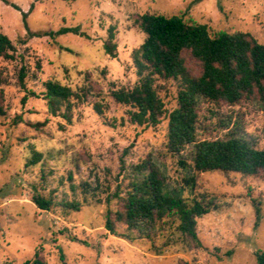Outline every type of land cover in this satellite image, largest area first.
<instances>
[{"label": "rangeland", "instance_id": "374dc122", "mask_svg": "<svg viewBox=\"0 0 264 264\" xmlns=\"http://www.w3.org/2000/svg\"><path fill=\"white\" fill-rule=\"evenodd\" d=\"M144 14L181 16L212 35L248 33L264 45V0H0V34L15 48L14 60L0 58V264H26L36 254L46 264H257L256 253L264 252V176L194 172L193 146L168 151L166 118L137 126L130 109L113 99L114 91L133 89L150 73L144 67L140 74L138 65L146 35L136 20ZM110 30L116 57L104 50ZM184 58L189 74L199 77L200 63L188 53ZM47 81L76 94L57 116L44 97ZM183 87L181 78L155 77L168 114ZM198 113L200 140L234 132L264 150L259 97L235 105L202 100ZM143 162L155 164L170 189H179L187 172L195 175L196 189L182 186L180 195L209 209L197 219L199 245L179 231L177 216L134 242L107 232L108 209L121 210L115 192H126ZM86 186L97 195L84 202ZM38 195L52 200L50 210L33 203ZM75 202L79 211L68 207Z\"/></svg>", "mask_w": 264, "mask_h": 264}, {"label": "trees", "instance_id": "16d2710c", "mask_svg": "<svg viewBox=\"0 0 264 264\" xmlns=\"http://www.w3.org/2000/svg\"><path fill=\"white\" fill-rule=\"evenodd\" d=\"M136 25L146 35L145 42L138 50L143 61L138 62L139 71L141 74L145 67L150 69V73L133 89L112 93L116 103L130 109V121L137 126L148 127L157 126L166 118L168 151L181 154L187 147L193 146L194 172L221 171L251 177L264 176V150L256 149L234 132H228L225 139L210 141L198 138L200 101L235 105L244 99L259 97L264 102V45L244 32L212 35L206 25L181 16L144 14L136 20ZM59 33L67 31L61 30ZM104 50L107 55L116 57L113 30H110ZM14 52L8 36L0 34V58L12 61L15 59ZM184 53L200 63L202 73L199 77L189 74ZM26 76L25 68H22L19 73L22 88H25ZM155 77L181 78L184 81V87L177 95V106L169 114L154 88ZM75 95L71 88L58 82H45L44 97L53 116H57ZM96 111L102 114L99 106ZM4 116L0 94V119ZM38 160L37 156L29 164L34 165ZM180 164L189 169L185 162L180 161ZM137 172V180L129 183L125 193L122 189L115 192L114 197L121 204V210L108 209L105 223L107 232L134 242L149 237L148 229L166 217L177 216L179 231L199 245L197 219L209 214V209L196 199L188 200L180 195L184 187L196 189L195 175L189 176L187 172V177L182 181L184 187L170 189L155 164L143 162ZM87 187L83 190L84 202L88 201L89 193L92 198L97 195L96 191ZM32 201L42 211L50 210L53 204L51 199L39 195ZM68 207L79 211L81 204L75 202ZM117 226L123 230H118ZM256 260L257 264H264V252L256 253ZM26 264L46 263L36 254Z\"/></svg>", "mask_w": 264, "mask_h": 264}]
</instances>
